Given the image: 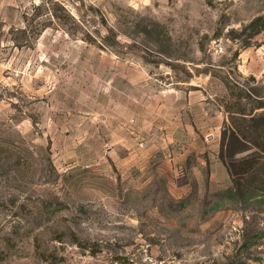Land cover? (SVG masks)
<instances>
[{
	"label": "rangeland",
	"instance_id": "1",
	"mask_svg": "<svg viewBox=\"0 0 264 264\" xmlns=\"http://www.w3.org/2000/svg\"><path fill=\"white\" fill-rule=\"evenodd\" d=\"M157 91L227 117L159 152ZM0 264H264V0H0Z\"/></svg>",
	"mask_w": 264,
	"mask_h": 264
},
{
	"label": "crops",
	"instance_id": "2",
	"mask_svg": "<svg viewBox=\"0 0 264 264\" xmlns=\"http://www.w3.org/2000/svg\"><path fill=\"white\" fill-rule=\"evenodd\" d=\"M191 94L178 95L177 92L161 94L159 91L153 93L147 106V115L145 117V134L150 147L159 141V152L163 149L168 151L167 145H170L174 149L169 150V153L175 156L177 155V146L181 150V147L186 145V142L189 145H201L203 143L202 137L208 136H204V132L207 130L196 127L197 122H201L203 127H205V123L211 121L212 124L213 120L220 123L225 121L223 115L226 116L227 113L224 114L220 109H217V111L211 110V103L206 97L196 100L192 98ZM163 98L166 99V103H161ZM162 107L164 110L161 109ZM159 111H161L160 115ZM212 130L213 128H211ZM199 152L204 153L205 150L200 149ZM218 160L215 156L212 159L218 165H225Z\"/></svg>",
	"mask_w": 264,
	"mask_h": 264
},
{
	"label": "trees",
	"instance_id": "3",
	"mask_svg": "<svg viewBox=\"0 0 264 264\" xmlns=\"http://www.w3.org/2000/svg\"><path fill=\"white\" fill-rule=\"evenodd\" d=\"M251 115V114H250ZM231 135H230V142L225 146L226 150L222 149V159L224 160L225 164L228 167V170L233 178H236L237 176H242L246 173H249L253 169L254 160L250 158H246L243 160L236 159L233 155L236 154L235 150H238L236 152H239V149L241 150L242 145V132H239V129L232 125ZM227 152V153H224ZM228 157L225 158V157ZM234 180V179H233ZM236 181V179H235Z\"/></svg>",
	"mask_w": 264,
	"mask_h": 264
}]
</instances>
